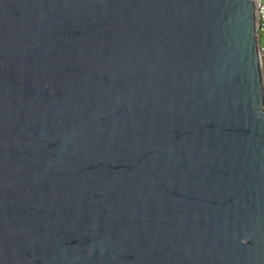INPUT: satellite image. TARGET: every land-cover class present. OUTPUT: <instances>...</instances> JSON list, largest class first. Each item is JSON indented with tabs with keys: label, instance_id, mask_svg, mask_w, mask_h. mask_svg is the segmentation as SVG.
<instances>
[{
	"label": "water",
	"instance_id": "95a60500",
	"mask_svg": "<svg viewBox=\"0 0 264 264\" xmlns=\"http://www.w3.org/2000/svg\"><path fill=\"white\" fill-rule=\"evenodd\" d=\"M254 0H0V264H264Z\"/></svg>",
	"mask_w": 264,
	"mask_h": 264
},
{
	"label": "built area",
	"instance_id": "2783aa9c",
	"mask_svg": "<svg viewBox=\"0 0 264 264\" xmlns=\"http://www.w3.org/2000/svg\"><path fill=\"white\" fill-rule=\"evenodd\" d=\"M256 14V35L258 39L259 59L264 83V0H254Z\"/></svg>",
	"mask_w": 264,
	"mask_h": 264
}]
</instances>
